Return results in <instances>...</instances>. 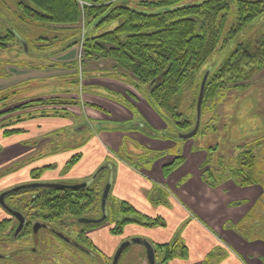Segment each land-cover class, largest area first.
I'll list each match as a JSON object with an SVG mask.
<instances>
[{
	"label": "rangeland",
	"instance_id": "rangeland-1",
	"mask_svg": "<svg viewBox=\"0 0 264 264\" xmlns=\"http://www.w3.org/2000/svg\"><path fill=\"white\" fill-rule=\"evenodd\" d=\"M201 1L185 0L180 4H197ZM18 2L19 0H0V43L3 42V38H9L5 48L0 46V193L3 189L16 184L13 181L24 179L27 169L30 168L29 165L36 166L46 163L50 156L58 154L61 150L66 151L67 148L74 147L71 151L69 149L70 152L80 150L77 149L76 142L87 144L98 141L105 145L111 153L107 154L104 162L100 165L104 169L98 178L95 179L93 176L90 178V180H96L89 185L94 199L92 202L94 207L90 209V212L85 213L82 217L65 215L62 220L50 224L40 223L37 225L36 222L34 230L31 231L32 227L29 226V232L21 233L19 236H14L15 230L13 231L17 221L14 218L10 219L4 229L0 230V264H112L117 249L125 240L142 239L151 242L147 235L149 231L147 228H141L132 236H110L109 229L113 226V220L122 217L121 213L117 211V203H113L112 200V186L106 203L107 219L98 222L95 226L89 224L91 222H83L81 219L102 216L101 195L103 188L109 177L113 178V185L116 172L121 165L138 174H144L150 172L156 161L162 157L181 156L185 152L190 155L204 156L199 175L207 185L209 184L213 188L227 179L235 181L232 173L239 166L237 161L239 153L245 149L252 151L254 166L248 169L247 173L256 180L254 186L262 188V191L254 203H249L250 200L232 202L234 205L248 202L253 206L240 222L234 225L228 222L227 225H230L228 227L245 241L264 240V62L262 68L250 79L227 83L213 98L205 102L200 115L196 111L201 79L207 70H209L208 79L211 77L219 79L220 75L217 74L219 67L224 59L234 53L236 49L241 52L247 50L257 53L263 48L264 13L235 38L228 40V30L236 24L237 20L235 2L231 1V8L217 46L196 73L191 85L180 95L177 110L181 115L180 122L183 123L187 120L188 128H181L172 113L156 109L147 103L145 94L147 89H150V85L131 86L133 92L138 95V105H144L146 108L151 106L164 120L165 128L157 130L150 127L131 105L126 107L136 117L134 121H130V127L112 118H92L93 114L88 113L89 108H86L85 105L80 107V110L76 105L68 106L72 111L58 113L63 118L62 116L54 118L53 114L47 115L55 106L58 108L67 107L60 104L34 106L4 115L2 112L36 98L43 100L59 98L62 101L84 99L89 100L85 101V104L88 103V107L92 104L96 107L99 99L96 94H100L126 105L121 94L113 91L105 93L97 87L88 88L84 84L88 81L85 80L86 72L90 74L87 76L89 82L111 84L112 82L101 74L103 72L108 74L118 72L111 58H87L83 53L81 43L78 48L77 46L71 49L64 47L71 41L78 40L79 35L81 36L82 32L78 35L76 29L82 27V22L71 26L74 28L63 24L40 26L33 22L29 23L21 16ZM136 8L140 7L136 6ZM165 9V7L149 8L144 11L158 12ZM42 41H48L54 45L39 50L36 46ZM23 42L26 44V49ZM63 48L66 51L65 49L61 51ZM58 59L65 62L59 63ZM128 80L133 82L135 79ZM126 82L128 81L126 80ZM120 84V88L126 87L122 83ZM83 91L88 95L85 96ZM76 92H79L78 96L74 95ZM30 113L31 116L44 113L43 118L46 120L39 116L27 118L24 124L21 123L19 126L13 124L12 121L16 119L17 115L23 118ZM105 114L110 116L109 112ZM69 120L72 125L60 127L61 124ZM197 120L199 126L196 133L188 138L182 137L183 134L189 133L195 128ZM12 127H22L21 129L25 133L21 136H11L13 138L8 137L7 141H2V131ZM104 131L120 133V143L117 147L108 144L105 134H103ZM132 131L138 133L136 136L139 134H150L151 136L153 134L154 139L167 143L163 150L148 148L128 134ZM76 133L79 135H75ZM56 139L57 143H53ZM33 150L35 153L32 152ZM179 171L181 174L178 180L169 182L168 177L165 176L163 179H159V182L152 181L147 199L154 204L179 203L188 213L191 221L197 220L192 209L186 204L196 203L193 202V189L190 183L196 182L197 174L191 167L189 170ZM63 175L64 172L60 173L58 177L39 176L40 178L37 177L39 180L37 178L35 180H37L36 182L67 185L83 182L89 184L90 182L89 177L85 181H80L66 179ZM187 188L192 190H187ZM33 192L35 193L30 190L19 194V196L15 195L12 201L16 203L23 197L27 201ZM10 204L15 207L13 203ZM113 208L117 212L112 213ZM24 215L28 218V214ZM9 217L0 207V220ZM81 229H87V233L95 241L98 251L89 248L93 255L83 251L82 247L74 242L78 241V233ZM206 229L217 237L214 229L210 227H206ZM57 232L68 238L66 239L68 242L63 241ZM224 245L225 247L216 248L215 254L208 257L207 264H213L220 256L224 258L228 257L230 253L235 254L232 247ZM258 258L264 262V257ZM155 261L156 264L160 262L158 256ZM117 264H148L145 247L139 242L129 244L121 253Z\"/></svg>",
	"mask_w": 264,
	"mask_h": 264
},
{
	"label": "trees",
	"instance_id": "trees-1",
	"mask_svg": "<svg viewBox=\"0 0 264 264\" xmlns=\"http://www.w3.org/2000/svg\"><path fill=\"white\" fill-rule=\"evenodd\" d=\"M183 1L185 0H142L138 3L140 8H136L116 0H19L18 6L24 20L40 26L76 25L82 22V27L76 29L78 35L82 32L81 36L64 47L81 43L87 58H111L119 76L134 78L135 80L130 82L137 87H140V84L150 85L145 94L148 103L156 109L172 113L179 126L186 129L189 123L187 120L180 122L181 115L177 110L180 95L191 85L196 73L217 46L231 8V1L235 2L237 20L228 30V40L235 38L264 13V0H202L197 4H180ZM162 7L166 9L158 12L144 11ZM2 40L0 46L5 48L9 38ZM37 45V49L43 50L54 44L42 41ZM263 62L264 43L257 53L236 49L219 67V79L207 77L201 108L227 83L250 79L262 68ZM73 102L59 98H36L2 113L7 115L34 106L66 105ZM65 110L53 108L47 114L58 115L60 111ZM18 116L13 123L22 120ZM27 117H31V113ZM21 131L19 128H7L2 134L8 137ZM78 158V154L73 155L66 163V169L75 164ZM183 161L182 155L174 157L170 163L163 166L164 175L169 174ZM237 161L239 166L232 173L235 181L241 186L255 184L256 180L247 173L248 169L254 166L252 151H241ZM46 167L31 169L30 178H37ZM30 190L35 193H31L29 200L25 201L23 197L13 203L15 209L28 214V227L34 222L55 223L65 215L82 217L94 207L93 194L89 187L40 186L13 192L10 198ZM117 211L122 217L113 220V226L109 229L112 235H121L128 224L144 227L165 226L162 218H149L139 214L125 201L117 203ZM117 211L113 208L112 213ZM130 214L132 215L128 216ZM6 224L7 221L0 222V230L4 229ZM28 232L27 228L23 234ZM78 241L84 247H92V241L85 237L84 229L79 231ZM153 248L155 260L156 256L160 259L158 264H168L173 258L187 257V248L179 237L170 243L153 244Z\"/></svg>",
	"mask_w": 264,
	"mask_h": 264
},
{
	"label": "crops",
	"instance_id": "crops-1",
	"mask_svg": "<svg viewBox=\"0 0 264 264\" xmlns=\"http://www.w3.org/2000/svg\"><path fill=\"white\" fill-rule=\"evenodd\" d=\"M139 1L142 0H116V2L125 3L133 7L138 6ZM71 26L75 25H70L69 28H74ZM78 45L79 43H76L72 46L67 47L66 49H71L76 46L78 48ZM58 61L59 63L65 62L61 59H58ZM101 74H103V76L109 79V81H111L112 83L106 85L105 83L95 84L93 82H89L87 76L90 74L89 72H86L85 80L88 81L84 84L88 86V88L97 87L98 89L105 91V93L113 91L114 93L121 94L126 103L125 106L118 101L111 100L105 97L104 95L96 94L99 98L97 100L98 106L96 107L94 104L88 107V103L85 104V101L88 102L89 100L84 99L80 100L81 102L78 99H74V102L72 104H66L67 107H61L65 108V111L69 112L72 110L68 106L74 107L76 105L80 110V107H83L85 105L86 108H89L88 113L93 114L91 116L92 118H112L113 120L123 122L127 127H130V121H134L136 117L126 107L127 105H131L136 111H138V113H140L142 118L146 121V123L150 125V127L157 130H162L163 128H165L164 120L154 111V109L152 108L153 106L146 108L144 105H138V95L133 92L131 87L132 84L128 80L129 77L126 78L119 76L118 73L108 74L107 72H103ZM110 75H112L113 77ZM118 78L122 80H119ZM126 80L128 82H126ZM120 83H122L126 87L120 88ZM77 93L79 92H76V94L74 95L78 96ZM84 95L86 96L88 95V93L84 92ZM55 109L61 108L55 106ZM108 112L110 116H107L105 114ZM43 115L37 114L31 117H23L22 120L13 124L19 126L21 125V123L24 124L27 118H35L39 116H42L40 118L46 120V118H43L45 115ZM61 116L62 115H55L54 118H58ZM65 116L64 118L68 120ZM133 123L136 124V122ZM70 125H72V122L69 120L68 122L61 124L60 127ZM14 128L21 129L22 127ZM21 130L22 131L20 133L11 136L23 135L25 132L23 129ZM132 132H128L131 137H135L136 139L141 141L143 145L154 150H163L165 144L167 143H165V141L163 140L154 139L153 134L151 136L150 134H139L138 136H136V134L138 133ZM103 134H105L104 136L107 139L109 145L117 147L120 143L119 132L104 131ZM75 135H79V133H76ZM11 136L8 137L13 138ZM8 137L3 136L2 134V141H7L9 139ZM57 141L58 140L56 139V141H53V143H57ZM75 144H77L76 147L78 146L77 149L80 150L70 152L71 149H74V147L67 148L66 151L61 150V152H59L58 154L50 156V158L46 160V163L36 166L29 165L30 168H28L26 172L27 177L24 176V179H17L13 181V183L28 181L30 179V170L32 168L46 166L47 167L40 173V177H58L60 173L64 172L63 177L66 179L85 181L88 177H91L96 168L104 162L107 154L111 153L110 150L105 147V145L99 143L98 141L90 142L87 144L76 142ZM32 152L35 153V150H33ZM76 154L79 155L77 162L66 170V163L73 155ZM182 156H184V161L167 175H164L163 173V166L173 160L174 157L171 156L162 157L160 160L156 161L150 172L144 174H138L132 171L130 168L125 167L124 165H121V167L118 168L114 183L112 185L111 195L112 200L114 201L113 203L125 201L129 203L139 214L145 215L149 218L160 217L165 222L164 227H144L138 224H128L125 226L120 236H132L135 232L140 231L141 228H147L149 229L147 235L148 237H150L152 244L170 243L175 238L179 237L182 243H184L187 248V257L173 258L169 261L168 264H207L208 257L212 254H215L217 247H225L224 244L232 247L235 251V254L230 253L228 257L224 258L220 256L216 258V261L213 264H264V262L260 261L258 258L260 256L264 257V240L257 239L253 240L252 242L245 241L235 231L228 227L230 225H227L228 222L234 225L244 218L246 213L249 212L250 207L253 206V204L251 205L249 203L255 202V200L259 197L262 188L255 187L254 184L241 186L238 185L236 181L230 179H227L224 182L220 183L218 186L212 188L209 184L207 185L199 175L204 156L198 154L190 155L188 152H185ZM190 167L193 168V170L196 172L195 174H197V176H195L196 182L190 183L192 184L191 188L193 190L187 188V190H192L193 202H196L186 203L192 209V212L197 219L193 221L190 220L188 213L179 203H169L168 205H165L163 203L154 204L150 203L147 199V194L149 191H151L150 188L152 181L156 180L159 182V179H163L165 176L168 177L169 182L178 180L181 174L179 170L186 171L189 170ZM173 174L175 175L173 176ZM39 178H37V180H39ZM249 200V203L247 202L244 204L239 203L237 205H234V203H232L234 201L242 202ZM206 227L214 229L215 235H217L218 238L213 236V234L208 231ZM125 230H127L126 233ZM152 230L153 232H150ZM110 236L114 237V235L112 234H110Z\"/></svg>",
	"mask_w": 264,
	"mask_h": 264
},
{
	"label": "water",
	"instance_id": "water-1",
	"mask_svg": "<svg viewBox=\"0 0 264 264\" xmlns=\"http://www.w3.org/2000/svg\"><path fill=\"white\" fill-rule=\"evenodd\" d=\"M24 43V42H23ZM24 47L26 49V44L24 43ZM209 74V70L206 71V73L203 76L202 82H201V86H200V90H199V94H198V99H197V106H196V111L197 114L200 115V111H201V103H202V99H203V92H204V87H205V83L207 80ZM199 126V121L197 120L195 128L186 134H183L182 137L184 138H188L192 135H194L198 129ZM104 167H101L100 170H103ZM112 177H109L107 180V183L103 189L102 195H101V211H102V216L100 218L97 219H88V218H82L81 220L83 222H101L103 221L106 216H107V207H106V203H107V198L112 186ZM86 185V183H80V184H74V185H67V184H59V183H43V182H28V183H23L20 185H17L9 190L3 191L2 193H0V204L4 207H6L19 221L18 227L16 229V232H19L22 227L24 226L25 223V216L16 211V210H12L10 208H8L5 203H4V197L11 192H16L19 190H23V189H29V188H35V187H40V186H47V187H69V188H80V187H84ZM134 242H139L141 243L146 250V254H147V259H148V264H156L155 262V254H154V248H153V244L150 241H146V240H142V239H127L125 240L123 243H121V245L119 246V248L116 251L115 256L113 257V261L112 264H117V261L121 255V253L123 252V250L129 245L132 244Z\"/></svg>",
	"mask_w": 264,
	"mask_h": 264
},
{
	"label": "flooded vegetation",
	"instance_id": "flooded-vegetation-1",
	"mask_svg": "<svg viewBox=\"0 0 264 264\" xmlns=\"http://www.w3.org/2000/svg\"><path fill=\"white\" fill-rule=\"evenodd\" d=\"M35 168H37V167H35ZM100 168H101V166H99V167H97L96 168V170L92 173V175H91V177L93 176L95 179H97L98 178V176H99V174H100V172L102 171V170H100ZM33 169V168H32ZM91 177H89V184H86L84 187H89V185H91L92 184V182H94V181H96V180H90V178ZM93 178V179H94ZM37 180H35V179H29L28 181H25V182H21V183H16V184H14V185H12V186H10V187H8V188H5V189H3L2 190V192L3 191H6V190H9V189H11V188H13V187H15V186H17V185H20V184H23V183H28V182H36ZM84 183V182H83ZM77 184H80V183H77ZM104 189V188H103ZM20 191V190H19ZM17 192V191H16ZM13 192H11V193H8L6 196H5V199H4V203H5V205L8 207V208H10V209H12V210H16V211H18L17 209H15L14 208V206L13 205H11L10 203H15L14 201H12V199L10 198V195L12 194ZM17 203V202H16ZM0 207L10 216L9 218H3L2 220H0V222H2V221H7V224L10 222V219H12V218H14L16 221H17V223H16V225H15V227H14V229H13V231H14V236H19L21 233H23V231L25 230V229H27V228H29L28 227V218L22 213V212H20V211H18V212H20V213H22L24 216H25V223H24V226L22 227V229L19 231V232H16V229H17V227H18V224H19V221H18V219L6 208V207H4V206H2L1 204H0ZM93 219H97V218H93ZM40 223H38L37 222V225H39ZM89 224H91V225H93V226H95V224H98V222L97 223H95V222H91V223H89ZM35 225H36V222H34V223H32V224H30V226L32 227V229H31V231L32 230H34V227H35ZM85 231V237H87V238H90V240L92 241V247H91V249H96L97 251H98V249H97V247H96V244H95V241H94V239H93V237L91 236V235H89L87 232V229L86 230H84ZM58 233V232H57ZM58 235H60V237H61V239L63 240V241H65V242H68L66 239H68V238H66L63 234H59L58 233ZM74 242H76L77 243V245H79V246H81L82 247V250L83 251H86V253H89V254H92L93 255V252L92 251H90L89 250V248H87V247H84V246H82L81 245V242H79V241H74Z\"/></svg>",
	"mask_w": 264,
	"mask_h": 264
}]
</instances>
